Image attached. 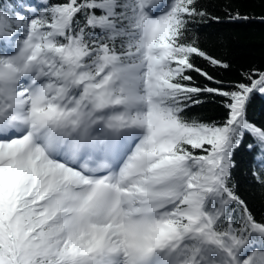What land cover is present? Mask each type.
Here are the masks:
<instances>
[{
  "label": "snow or ice",
  "instance_id": "snow-or-ice-1",
  "mask_svg": "<svg viewBox=\"0 0 264 264\" xmlns=\"http://www.w3.org/2000/svg\"><path fill=\"white\" fill-rule=\"evenodd\" d=\"M224 20L264 15L0 0V264H264V68L217 74Z\"/></svg>",
  "mask_w": 264,
  "mask_h": 264
},
{
  "label": "trees",
  "instance_id": "trees-1",
  "mask_svg": "<svg viewBox=\"0 0 264 264\" xmlns=\"http://www.w3.org/2000/svg\"><path fill=\"white\" fill-rule=\"evenodd\" d=\"M208 10L223 16L224 6L252 17L264 15V0H203ZM201 47L227 62V70H217L226 80L236 79L241 70L264 68V24L249 22H211L197 31ZM194 113L207 117L218 115L215 105L206 103ZM239 194L249 203L257 219L264 217V187L237 175Z\"/></svg>",
  "mask_w": 264,
  "mask_h": 264
}]
</instances>
